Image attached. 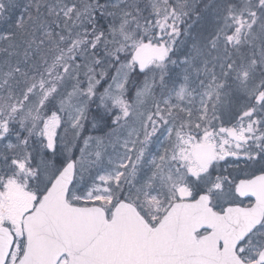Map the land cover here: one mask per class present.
<instances>
[{"label": "snow or ice", "instance_id": "6c2138e0", "mask_svg": "<svg viewBox=\"0 0 264 264\" xmlns=\"http://www.w3.org/2000/svg\"><path fill=\"white\" fill-rule=\"evenodd\" d=\"M202 2L0 0V264H264V0Z\"/></svg>", "mask_w": 264, "mask_h": 264}, {"label": "trees", "instance_id": "16d2710c", "mask_svg": "<svg viewBox=\"0 0 264 264\" xmlns=\"http://www.w3.org/2000/svg\"><path fill=\"white\" fill-rule=\"evenodd\" d=\"M148 0H145V3H147ZM208 0H203V2L200 4V7L202 8L203 7V3H207ZM214 25L211 24V25H204L203 22H201L199 25H196L194 27V31H198V30H202L204 32V34H208V32L212 31Z\"/></svg>", "mask_w": 264, "mask_h": 264}, {"label": "rangeland", "instance_id": "374dc122", "mask_svg": "<svg viewBox=\"0 0 264 264\" xmlns=\"http://www.w3.org/2000/svg\"><path fill=\"white\" fill-rule=\"evenodd\" d=\"M204 23V25H211V24H215V21L213 20V18L210 15H206L205 20L201 21Z\"/></svg>", "mask_w": 264, "mask_h": 264}, {"label": "bare ground", "instance_id": "6f19581e", "mask_svg": "<svg viewBox=\"0 0 264 264\" xmlns=\"http://www.w3.org/2000/svg\"><path fill=\"white\" fill-rule=\"evenodd\" d=\"M205 35H207V34H205Z\"/></svg>", "mask_w": 264, "mask_h": 264}]
</instances>
